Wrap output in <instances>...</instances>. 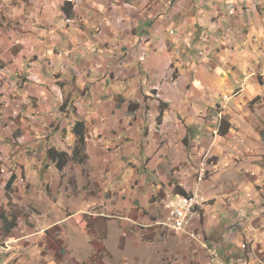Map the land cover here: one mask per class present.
Returning a JSON list of instances; mask_svg holds the SVG:
<instances>
[{"label": "crops", "instance_id": "0c3cea01", "mask_svg": "<svg viewBox=\"0 0 264 264\" xmlns=\"http://www.w3.org/2000/svg\"><path fill=\"white\" fill-rule=\"evenodd\" d=\"M262 194L264 0H0V264H258Z\"/></svg>", "mask_w": 264, "mask_h": 264}, {"label": "built area", "instance_id": "2783aa9c", "mask_svg": "<svg viewBox=\"0 0 264 264\" xmlns=\"http://www.w3.org/2000/svg\"><path fill=\"white\" fill-rule=\"evenodd\" d=\"M220 117V114H219ZM208 175L205 167H200L197 174V181H203ZM200 203L199 193L195 190L191 194H167L163 199V208L166 211L164 225L174 231H182L187 219L193 213L196 205ZM195 234H192L194 236ZM7 241L0 244L1 249L8 250Z\"/></svg>", "mask_w": 264, "mask_h": 264}, {"label": "rangeland", "instance_id": "374dc122", "mask_svg": "<svg viewBox=\"0 0 264 264\" xmlns=\"http://www.w3.org/2000/svg\"><path fill=\"white\" fill-rule=\"evenodd\" d=\"M253 177H255V175H252ZM259 188V187H258ZM261 194V193H260ZM260 199H261V201H262V203H264V194H262L261 195V197H260ZM260 221L261 220H259L258 221V223L259 224H257L258 226V228H260L261 226H260ZM255 223H257V222H255ZM256 225V224H255ZM262 235H264V234H262ZM261 235V236H262ZM248 247H249V249H250V246H252V242H248ZM256 244H257V248L255 249V256H258V257H256V258H254L253 260H254V262L255 263H258V264H260L261 263V259L264 261V255L261 253V251H259L260 250V246H261V242H256ZM248 249V248H247ZM260 255H262V257L260 258ZM258 260H260V261H258Z\"/></svg>", "mask_w": 264, "mask_h": 264}, {"label": "trees", "instance_id": "16d2710c", "mask_svg": "<svg viewBox=\"0 0 264 264\" xmlns=\"http://www.w3.org/2000/svg\"><path fill=\"white\" fill-rule=\"evenodd\" d=\"M76 135L78 136V142L81 143L83 141V125L82 123H77L75 127ZM77 150V147H76Z\"/></svg>", "mask_w": 264, "mask_h": 264}]
</instances>
